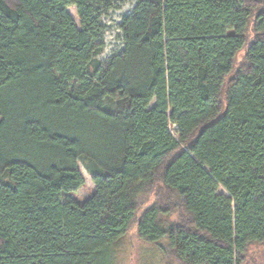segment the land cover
<instances>
[{
    "label": "trees",
    "instance_id": "obj_1",
    "mask_svg": "<svg viewBox=\"0 0 264 264\" xmlns=\"http://www.w3.org/2000/svg\"><path fill=\"white\" fill-rule=\"evenodd\" d=\"M113 1L0 0V264H113L132 228L176 264H243L264 243V0H134L102 63Z\"/></svg>",
    "mask_w": 264,
    "mask_h": 264
},
{
    "label": "rangeland",
    "instance_id": "obj_2",
    "mask_svg": "<svg viewBox=\"0 0 264 264\" xmlns=\"http://www.w3.org/2000/svg\"><path fill=\"white\" fill-rule=\"evenodd\" d=\"M134 0H114L112 9L103 15L101 22L104 26L101 42L103 44L101 53L96 57L99 62H105L113 53L122 49L121 35L118 25L123 16L127 15L133 8ZM68 14L72 17L75 25L79 28V21L74 7L67 9ZM244 50L239 53L235 62L237 69L243 62ZM115 100H106L105 106L108 110L113 111L115 108ZM170 132L175 135V127L170 126ZM79 170L83 178L84 184L75 193L65 195L66 198L72 199L78 204L90 199L95 191L94 184L90 175L86 173L82 164H79ZM219 193L225 194L223 190ZM226 195V194H225ZM171 223L177 222L176 216L169 218ZM168 261V262H167ZM113 264H176L169 259H164L158 248L154 245L141 241L136 235L135 228L124 236L117 244L115 261ZM243 264H264V243L252 244L248 247L244 257Z\"/></svg>",
    "mask_w": 264,
    "mask_h": 264
}]
</instances>
